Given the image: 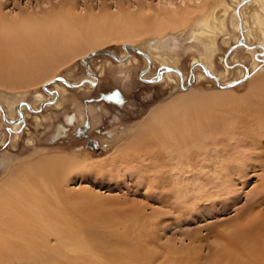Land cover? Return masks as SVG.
Segmentation results:
<instances>
[{
	"label": "rangeland",
	"instance_id": "374dc122",
	"mask_svg": "<svg viewBox=\"0 0 264 264\" xmlns=\"http://www.w3.org/2000/svg\"><path fill=\"white\" fill-rule=\"evenodd\" d=\"M158 1L150 0L153 2L150 4L148 0H0V10L4 14L13 15L63 4L72 6L78 15L92 12L100 16L104 11L113 13L119 4H124V7L131 5L130 8L135 9L137 4L155 6L170 0ZM226 1L230 5L226 29L215 35L216 48L211 69L208 70L210 75L218 77V83L204 70L205 61L198 53L202 51L201 45L188 39V29L183 33H168L161 40L153 38L146 42H136L134 46L145 52L150 49L152 57L158 51L168 48L172 52L170 54L180 56L176 68L185 75L186 80L182 85L189 86L188 94L246 96L253 79L264 75V46H254V38L247 35L245 24L251 3L245 0ZM245 43L253 45V49H247L243 45ZM154 44L158 47L152 49L150 46ZM98 49L111 50L119 57L125 52L120 41H109L93 50ZM130 52L128 62L123 64L108 55L88 58L89 70L98 77L96 84L84 83L80 87H70L59 82L67 90L64 101L59 97L63 102L58 106L51 102L43 104L34 98V90L51 96L43 91L40 84L30 88L25 96L9 93L0 87V105L6 108L7 102L14 99V117H20L18 110L17 113L15 111L19 104H33L37 110L24 106L23 112L26 115L18 121L16 129L6 121L11 119L9 114L5 117L2 114L0 176L8 169L14 175L15 168L12 165L22 159L57 150L77 156L75 158L84 163L103 162L141 125L151 108L183 95L177 73L171 72V78L164 75L159 81H152L161 68L160 62L151 57L149 67L144 56ZM192 62L200 63L193 65ZM85 73V63L77 57L71 63L61 66L54 76L76 84L84 80L87 76ZM218 84L223 88L228 85L230 89L220 92L218 90L222 87ZM46 87L53 90L55 85L48 83ZM78 110L81 116L78 115L73 123L67 122V117ZM225 127L227 129L219 127L215 134L210 133L215 135L211 143L217 139L220 142L218 146L193 147L195 154L187 156L190 166L212 161L219 147L228 151L245 143L242 140L246 134L242 131L244 128L233 129L234 125L230 127L228 124ZM255 129L254 134L261 130L259 127ZM253 139L263 156L261 161L244 163L240 168H231L229 173L222 171L215 174L212 173L213 167L208 169L206 189L216 191L211 196L203 197L190 192L178 198L166 191L165 186L156 182V179L165 180L171 175L174 161L170 159L169 151L163 148L159 150V147L147 149V145H140L125 159L117 162L118 168L110 176L101 172L96 175L89 169L84 172L85 182H80L79 175L70 173L74 178H70L68 188L79 196L71 199L73 204L65 199L60 206L64 208L65 217L81 226L83 231L95 232L109 240L115 256L122 253L123 256L127 253L134 257L137 255L135 259L139 264H207L209 259L215 258L214 253L217 251L224 252L222 257L215 259L220 260L218 264H229L225 259L226 254L234 257L232 264H264L261 261L264 258H252L247 253H239L226 239L227 234L234 230L232 223H241L244 228H257L264 220L261 212L264 210V199H260V194L264 192V135ZM215 185L219 187L213 188ZM84 189L90 192L85 195ZM260 238L264 237L261 235ZM97 258L105 264H137L125 256L124 259L112 255H98ZM114 258L118 260L114 261ZM11 264L28 263L15 258Z\"/></svg>",
	"mask_w": 264,
	"mask_h": 264
},
{
	"label": "bare ground",
	"instance_id": "6f19581e",
	"mask_svg": "<svg viewBox=\"0 0 264 264\" xmlns=\"http://www.w3.org/2000/svg\"><path fill=\"white\" fill-rule=\"evenodd\" d=\"M245 1L252 6L250 11H247L248 20L245 24L247 35L251 39L254 38V46L262 48L264 46V0ZM158 2L160 3V0ZM148 3L153 2L148 0ZM150 4L146 6L137 4L135 9H131V5L124 7V4H119L113 13L104 11L100 13V16L93 15L92 12L86 13L87 15H78L72 6L63 4L37 12L33 10L34 12H20L13 15L4 14L0 10V87L9 93L25 96L30 88L38 84L42 87L44 84L52 83L55 88L47 92L50 93L51 98L39 90H34V98L43 104L51 102L58 106L65 100L67 90L61 85V81H53L54 74L61 66L71 63L77 57L82 61L88 53L95 51L94 48L109 41H120L121 44L134 46L136 42H146L153 38L161 40L168 33H183L187 29L188 39L201 45L202 51L199 52V49L197 51L205 61L206 65H202L204 70L209 73L216 48L215 35L226 29V17L230 9L228 2L226 0H170L155 6ZM246 9L247 7L243 8L242 12ZM256 36H258L257 39ZM243 45L249 50L253 46L246 43ZM150 47L154 49L158 46L154 44ZM149 50L147 52L141 50L147 57L142 54L141 56L147 59L150 67L153 55ZM124 51L122 57L117 56L116 61L119 64L128 62L130 51L133 50L124 49ZM170 53L172 52L168 48L158 51L152 57L160 62L161 67L158 78L152 81H159L164 75L169 76L171 72H174L183 84L186 80L185 75L176 68L180 56ZM254 61L255 59L253 63ZM192 63L194 65L200 62ZM88 71L90 74L85 73L87 76L83 81L76 84L70 83L77 87L84 83L96 84L98 77L89 70V63ZM186 87L182 89L183 95L151 108L141 125L134 129L122 145L103 162L84 163L75 158L77 156L67 155L57 150L40 153L36 157L14 163L12 165L15 168L14 175L9 169L6 170L0 176V264H11L15 258L28 264H105L98 260V255L101 257L112 255L122 259L125 256L127 260L131 258L139 264L135 259L137 255L134 257L133 254L127 253L123 256L122 253L115 256L109 240L95 232L83 231L81 226L69 221L60 203H64L65 199L71 201L79 196L68 188L70 178H74L70 173L79 175L80 182H85L84 172L89 169H92L96 175L101 172L105 176H110L118 168L117 162L122 158L125 159L140 145H147V149L153 150L159 147V150L163 148L169 151L170 159L174 161L170 169L171 175L165 180L156 179V182L162 183L166 191L178 198L190 192H196L203 197L215 194V190L212 192L213 189H206L208 169L212 167V173L219 174L222 171L229 173L231 168H240L244 163L261 161L263 156L258 151L259 148L253 138L264 135V75L256 80L253 79L248 93L243 97L221 93L218 95L189 93V95L190 88ZM229 89L222 87L218 91ZM59 97L63 98L62 102ZM7 103L6 108L0 105V118L2 114L4 117L9 114L11 119L6 121L11 123L13 129L18 127V121L26 115L23 112L24 106H28L33 111L36 110L33 104H19L15 108L16 113L17 110L18 115L20 113L18 118L13 115L14 99ZM78 111L69 115L67 122L73 123L78 115L80 117L81 111ZM226 124L230 127L234 125L233 129L235 125L237 129L244 128L242 131L246 134L244 133L242 140L246 144L233 147L228 151L219 147L212 161L207 164L198 162L190 166L187 160L188 155L195 154L193 147L202 145L207 147L212 144L218 146L220 142L217 139L215 143H211L215 135L210 133L215 134L219 127L225 129ZM257 127L261 130L254 134ZM215 186L213 188L219 187ZM84 190L85 195L90 192L87 189ZM184 191L186 194H183ZM260 196H262L260 199H264V192ZM261 212L264 214V210ZM263 221L262 225L260 224L261 227H257L258 229L255 226L244 228L241 223L240 225L232 223L231 227L234 230L227 234V242L236 247L239 253L264 258V238H260L261 235L264 237ZM222 254H224L222 251L215 252V258L209 259L207 264H218L220 260L215 261V259L222 257ZM233 258L231 255H225L229 264H232ZM114 259V261L118 260Z\"/></svg>",
	"mask_w": 264,
	"mask_h": 264
},
{
	"label": "water",
	"instance_id": "95a60500",
	"mask_svg": "<svg viewBox=\"0 0 264 264\" xmlns=\"http://www.w3.org/2000/svg\"><path fill=\"white\" fill-rule=\"evenodd\" d=\"M122 47H123L124 49H127V50H128V49H131V50H133L134 52L139 53V54H142V55H144L145 57H147V55H146L144 52H142L140 49H138L137 47H134V46H131V45H128V44H122ZM94 55H108V56L114 58L115 60H118L117 56H116L113 52H111L110 50H107V49H98V50L92 51V52L88 53L86 57H83V58H82V61L85 63L86 73H87L88 75H89L90 73H89V71H88V63H87V59H88V58H91V57L94 56ZM179 73H180V72H179ZM207 75H209L210 77H213V79H215V80L217 81V83H218V80L216 79L215 76L210 75L209 73H207ZM158 76H159V73L157 72V74H156L154 80H156V79L158 78ZM53 81H61V82L65 83V84L68 85V86H74V87L77 86V85H73V84H71L69 81H67L66 79H64V78H62V77H55V78L53 79ZM218 85H219V84H218ZM219 86H220V85H219ZM220 87H223V86H220ZM226 87H229V86L226 85ZM42 89H43L44 91H46V92H49L48 89H47V87H46V84L42 85ZM181 89H184V86L182 85V83H181ZM42 106H43V104H41V107H42Z\"/></svg>",
	"mask_w": 264,
	"mask_h": 264
}]
</instances>
